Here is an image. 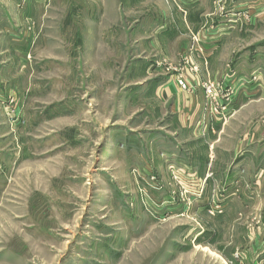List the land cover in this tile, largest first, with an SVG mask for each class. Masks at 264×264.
<instances>
[{
  "label": "rangeland",
  "instance_id": "374dc122",
  "mask_svg": "<svg viewBox=\"0 0 264 264\" xmlns=\"http://www.w3.org/2000/svg\"><path fill=\"white\" fill-rule=\"evenodd\" d=\"M235 1L205 0L198 31L219 18L213 2ZM170 3L0 0V264H264V157L244 187L249 204L212 192L169 157L175 143L202 158L204 142L178 130L156 94L168 82L199 89L227 120L218 98L235 93L224 86L230 58L264 49V20L233 36L215 67L189 52L168 60L152 32ZM196 37L182 36L187 51ZM262 65L240 80L253 98L207 140L215 148L248 133L264 148Z\"/></svg>",
  "mask_w": 264,
  "mask_h": 264
},
{
  "label": "crops",
  "instance_id": "0c3cea01",
  "mask_svg": "<svg viewBox=\"0 0 264 264\" xmlns=\"http://www.w3.org/2000/svg\"><path fill=\"white\" fill-rule=\"evenodd\" d=\"M169 5L172 11L169 17L160 20L157 29L152 32L159 49H165L166 53H162L163 59H168L166 55L171 58V53L175 59L189 52L192 57L196 55L202 60H207V67L213 64L215 67V64H219L216 59L233 36L242 34L245 29L254 27L259 20H264V0H237L230 6L228 4L219 6L213 2L211 7L219 18L210 19V25L213 23L214 27L201 33V30L198 31L199 27L203 26L201 24L208 23V6L205 0H173ZM174 16L176 18H173ZM222 16L224 17L221 18ZM187 29L197 34L190 51H187L188 41L182 40ZM237 53L230 58L232 60L230 71L225 70L235 73L231 72L232 78L225 77L224 82V86L231 87L235 93L225 101L218 98V102L226 106L228 117L227 120H223L224 122L217 114L209 113V103L199 89H195L192 94L183 93L174 84L168 82L157 87L156 94L169 101L170 110L179 126L178 130L186 134L189 139H199L204 142V154L199 159L193 157V152L190 150L181 151L178 149L179 145L173 143L174 150L169 153L173 162L183 165L188 171L200 172L198 176L206 182V188H212V192L215 193L217 188L219 192V189L223 188L227 190V196L230 194L240 200L241 195L244 199L240 202L249 204L250 198L245 193L244 187H248L253 182L255 164L260 157H264V148L262 151L255 148L253 133L246 135L245 145L241 143L240 146L237 141L230 150L215 148L211 145V141H207L213 140L215 135L220 136L226 122L236 116L240 105L253 98L254 87L249 88L247 85L246 88H241L239 82L253 73L252 63L254 64L255 59L262 61L264 69V49L256 50L255 46L251 45L247 50ZM217 70L221 74L224 72L221 68ZM205 144L206 146L210 144L208 149ZM239 170L242 171L241 175L238 173ZM213 200L223 203L221 199L215 197L210 198L208 202Z\"/></svg>",
  "mask_w": 264,
  "mask_h": 264
},
{
  "label": "built area",
  "instance_id": "2783aa9c",
  "mask_svg": "<svg viewBox=\"0 0 264 264\" xmlns=\"http://www.w3.org/2000/svg\"><path fill=\"white\" fill-rule=\"evenodd\" d=\"M178 85L182 88V89H188L187 87H186V84H184L182 81H178ZM207 90V89H206ZM207 92L210 94V90H207Z\"/></svg>",
  "mask_w": 264,
  "mask_h": 264
}]
</instances>
